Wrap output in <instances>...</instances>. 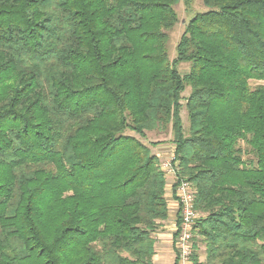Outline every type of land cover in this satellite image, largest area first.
Wrapping results in <instances>:
<instances>
[{
    "label": "trees",
    "instance_id": "obj_1",
    "mask_svg": "<svg viewBox=\"0 0 264 264\" xmlns=\"http://www.w3.org/2000/svg\"><path fill=\"white\" fill-rule=\"evenodd\" d=\"M180 1L0 0V264H152L168 126L191 263L264 264V0H201L170 63Z\"/></svg>",
    "mask_w": 264,
    "mask_h": 264
},
{
    "label": "rangeland",
    "instance_id": "obj_2",
    "mask_svg": "<svg viewBox=\"0 0 264 264\" xmlns=\"http://www.w3.org/2000/svg\"><path fill=\"white\" fill-rule=\"evenodd\" d=\"M174 10L177 14L178 21L171 30L166 31V34L168 36V40H167V44H166V50H167L168 60L170 63L176 57V45L180 39V36H181L187 22L190 20V18L194 14L201 13V12L205 11L206 9H205L204 5L202 4L201 0H190L189 8H186V5L182 1H180L176 6H174ZM176 68H177L178 72L183 75L189 71L190 64L189 63H179ZM257 83L256 82H250V85L254 86ZM262 84H264V82H262ZM188 92H189V88H186V90L182 94V96L185 97L188 94ZM181 104H182V109L180 112V116L182 118V124L184 126V131L187 132L189 124H188L187 112L185 109L184 101H181ZM126 134H129V133L127 132ZM144 134H145L144 138H140L138 135H136L135 137L138 138L143 144H145L146 146H149L152 149V153L158 159V167H159L160 171H162V169L160 167V163L162 161L167 160L170 157V154H172L174 152V149H175V146L172 142V134H171L170 126H168V128L166 130L161 131V132L146 131ZM129 135H133V133H131ZM167 177L168 176L165 175V181H166ZM167 182H168V185H171V190H170V186H169L168 190L166 191L167 192L166 201H168L167 202V206H168V203L171 201L169 199L174 198V200H176V197H175V193H174L175 186H174L173 182L170 183L169 180H167ZM177 214H178V211H177ZM177 218H178V215H177ZM178 226H179V224L177 221L176 231H175L176 235H177ZM175 237H174V239H175ZM199 254H200L199 261L203 262L204 258H205L203 248H201L199 250ZM189 262L191 263L190 260H189Z\"/></svg>",
    "mask_w": 264,
    "mask_h": 264
},
{
    "label": "built area",
    "instance_id": "obj_3",
    "mask_svg": "<svg viewBox=\"0 0 264 264\" xmlns=\"http://www.w3.org/2000/svg\"><path fill=\"white\" fill-rule=\"evenodd\" d=\"M163 173L173 179L175 184V197L178 211V230L174 239L177 264H188L192 255V236L199 214L194 209L195 189L185 180L177 179L178 161L175 160L174 152L170 157L160 163Z\"/></svg>",
    "mask_w": 264,
    "mask_h": 264
},
{
    "label": "crops",
    "instance_id": "obj_4",
    "mask_svg": "<svg viewBox=\"0 0 264 264\" xmlns=\"http://www.w3.org/2000/svg\"><path fill=\"white\" fill-rule=\"evenodd\" d=\"M159 157V156H158ZM160 158V157H159ZM167 180L173 182L171 177L166 178L165 198H167V190L171 185H168ZM168 203V218L161 223V226L154 232V255L152 264H174L176 260V251L173 245V239L176 231L177 223V203L174 198ZM168 202V201H167ZM188 264H191L190 262Z\"/></svg>",
    "mask_w": 264,
    "mask_h": 264
}]
</instances>
